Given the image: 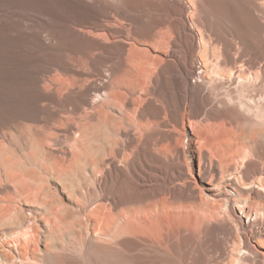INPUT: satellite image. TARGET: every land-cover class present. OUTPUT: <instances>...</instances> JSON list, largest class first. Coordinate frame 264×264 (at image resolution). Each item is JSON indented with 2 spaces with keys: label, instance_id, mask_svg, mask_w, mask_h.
Instances as JSON below:
<instances>
[{
  "label": "bare ground",
  "instance_id": "1",
  "mask_svg": "<svg viewBox=\"0 0 264 264\" xmlns=\"http://www.w3.org/2000/svg\"><path fill=\"white\" fill-rule=\"evenodd\" d=\"M207 4L0 0V125L13 122L0 131V264H264L245 234L264 222V128L209 137L243 120L234 93L261 84L264 48L227 40ZM32 61L36 91L21 85Z\"/></svg>",
  "mask_w": 264,
  "mask_h": 264
},
{
  "label": "rangeland",
  "instance_id": "2",
  "mask_svg": "<svg viewBox=\"0 0 264 264\" xmlns=\"http://www.w3.org/2000/svg\"><path fill=\"white\" fill-rule=\"evenodd\" d=\"M206 2L208 3L207 6L209 10L208 9L207 10L210 12L209 13L210 19L213 22H219L223 28L225 27L224 30L222 28L220 32L224 35V37L227 40L233 43L235 42L236 44H239L241 42L244 44L246 42L245 44L248 43L247 45L249 46L255 45V46H258L260 49L264 48V0H206ZM254 3H256V5ZM258 3L260 4V6ZM35 5L37 6L38 4H35ZM63 14L67 16L66 13L63 12ZM212 18L213 19L215 18V20H213ZM233 28L235 30H233ZM239 40L240 41L242 40V41L239 42ZM66 41H69L68 37H64L62 43L65 44ZM77 45L82 48H86L88 46L86 42H82V43L78 42ZM253 52L254 51H250L249 53L246 54V56H244V58L249 59L250 57H252ZM39 65H41L40 62L32 61L31 63H29L25 72L22 74L23 79L21 80V85L24 89H27V90L31 89V91L37 90L35 82H36V79L41 76L39 74ZM262 65H264V57H261L257 60V67H260ZM257 72L258 71H256V73ZM259 73L261 77V84L259 86L253 89L250 88L245 91H243V89H239L237 93H234V96L236 98L235 102L237 104L236 106L239 109V113L240 115H242L243 120L237 122L236 128L234 131L228 130L227 128L219 124L217 132L209 134V137L212 140L216 138L223 139V137H226L227 135L234 136V134L237 133L238 130L245 129V128H264V114L260 106L261 103L264 101V93L260 95V91L264 90V69ZM53 75L54 73H52L48 77H51ZM208 78L209 80H212V75H209ZM97 82H98L97 79H95V83ZM1 85H2V78L0 74V87ZM223 87H222L223 89L220 88L218 90V94L220 95V97L227 99V93L232 88H230L228 85H224ZM40 91H42L43 93L48 92L44 88L40 89ZM145 92L147 96L150 94L149 91L147 90ZM34 103L35 102H29L25 107H28L29 109H31V111L33 109V112H35L36 108H35ZM231 106H233L232 103H231ZM247 106H251V107L248 108ZM30 119L35 120L34 117ZM10 124H13V122H7V123H4L3 125H0V131L7 132L4 128L8 127V125ZM34 125H36L37 127H42L44 124L34 123ZM86 128H88V126ZM171 130L172 129H168V130L166 129L162 133L164 135H167L171 133ZM149 132H152V129H150ZM177 138H178L179 143L176 145L175 151H181L183 147H186L185 144H187L186 143L187 139H185V134L182 130H180L179 136H177ZM68 139L69 137L65 139L62 138V140L64 141H68ZM175 151H168L167 148L164 149V156L166 160L168 161L173 160L174 164L177 163ZM215 159H217L218 161L222 163L220 165L221 170L225 169L228 165H232V166L234 165V163L230 161L229 159H224L221 157H216ZM240 160L236 163L237 169H240L243 166V164L247 161V159L245 160L242 158ZM253 160L259 163L260 166H263L262 161L257 160L256 158H253ZM179 167H182L184 170H186L185 163L182 160L179 161ZM194 168L195 169L192 168L193 177H195V175L197 174V161L194 162ZM175 184L176 183H173L171 185H175ZM220 210L223 212L221 214V216L223 217L224 214H226L225 208H220ZM261 221L260 219H257L256 221H254L251 228L245 232L248 238V241L252 246H256L257 244L264 246V236H259L262 230H264V222H261ZM232 230L235 233V230L233 228ZM241 233H242L241 231H238V230L236 231L237 235ZM225 243L227 246L232 247V244H233L232 242L230 243L225 240ZM237 244L238 245L240 244V245L238 246ZM235 246L237 247V248L235 247V250L243 248L242 243L239 241L235 242ZM218 255L219 253L217 251H214L208 257L210 259H213L215 257H218ZM178 264H183V263L179 261Z\"/></svg>",
  "mask_w": 264,
  "mask_h": 264
}]
</instances>
